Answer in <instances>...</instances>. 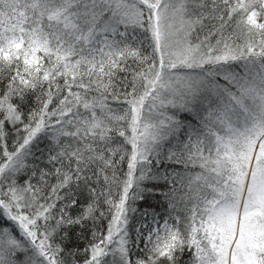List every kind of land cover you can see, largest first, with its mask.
<instances>
[{"label":"snow or ice","instance_id":"obj_1","mask_svg":"<svg viewBox=\"0 0 264 264\" xmlns=\"http://www.w3.org/2000/svg\"><path fill=\"white\" fill-rule=\"evenodd\" d=\"M0 264H264V0H0Z\"/></svg>","mask_w":264,"mask_h":264}]
</instances>
